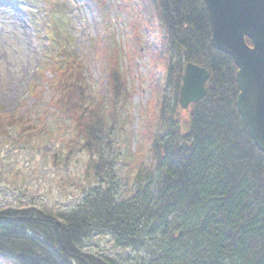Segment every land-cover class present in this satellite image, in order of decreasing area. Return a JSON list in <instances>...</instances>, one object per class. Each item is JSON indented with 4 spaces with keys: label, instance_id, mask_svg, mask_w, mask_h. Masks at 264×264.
Wrapping results in <instances>:
<instances>
[{
    "label": "trees",
    "instance_id": "1",
    "mask_svg": "<svg viewBox=\"0 0 264 264\" xmlns=\"http://www.w3.org/2000/svg\"><path fill=\"white\" fill-rule=\"evenodd\" d=\"M128 1L127 43L105 49L97 89L86 62L53 46L65 56L52 62L53 109L73 129L62 159L65 167L78 159L79 191L57 209L0 207V264H264V155L236 109L237 66L212 46L204 1ZM145 54L165 70L151 75L152 98L138 114L146 152L128 153L120 141L132 96L124 58ZM187 62L209 76L205 95L183 109ZM3 124L34 128L13 115Z\"/></svg>",
    "mask_w": 264,
    "mask_h": 264
},
{
    "label": "rangeland",
    "instance_id": "2",
    "mask_svg": "<svg viewBox=\"0 0 264 264\" xmlns=\"http://www.w3.org/2000/svg\"><path fill=\"white\" fill-rule=\"evenodd\" d=\"M125 2L126 7L124 0H0V121L13 115L27 117L34 125L30 130L0 125V207L23 203L57 209L75 200L79 161L74 158L65 167L62 159L73 129L53 109L57 94L52 62L59 64L65 56L53 46L57 42L68 58L86 62L97 89L99 79L105 78V49L116 42L122 46L129 37L134 8ZM56 28L63 37L58 31L55 39ZM161 34L155 22L150 29L154 45ZM129 61L124 58L123 65L130 67L132 96L120 141L128 153L137 147L146 152L137 133L138 114L151 101V75L162 76L165 69L149 54ZM133 165L131 160L129 167Z\"/></svg>",
    "mask_w": 264,
    "mask_h": 264
},
{
    "label": "water",
    "instance_id": "3",
    "mask_svg": "<svg viewBox=\"0 0 264 264\" xmlns=\"http://www.w3.org/2000/svg\"><path fill=\"white\" fill-rule=\"evenodd\" d=\"M203 1L212 46L231 56L237 66L236 109L264 155V0ZM208 76L205 67L186 63L179 91L181 108L205 95Z\"/></svg>",
    "mask_w": 264,
    "mask_h": 264
}]
</instances>
